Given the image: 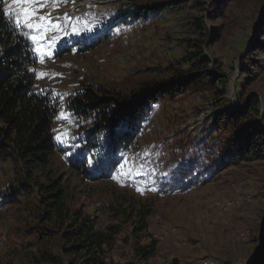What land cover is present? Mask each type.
I'll return each instance as SVG.
<instances>
[{
  "label": "trees",
  "instance_id": "obj_1",
  "mask_svg": "<svg viewBox=\"0 0 264 264\" xmlns=\"http://www.w3.org/2000/svg\"><path fill=\"white\" fill-rule=\"evenodd\" d=\"M163 7L185 13L181 57L117 84L80 82L65 107L85 127L68 147L53 138L57 100L35 87L38 59L27 29L0 11V160L11 164V175L0 178V221L8 211L14 216L0 264H108L123 227L125 264H142L157 252L147 230L158 197L205 185L228 167L264 161V91L261 98L249 91L264 76V0H142L129 17ZM239 32L246 36L235 54L234 108L227 107L230 81L215 48ZM194 96L213 101L211 121L197 140L180 130L143 142L155 108L168 111V126L179 128L185 117L171 111ZM128 156L165 162L152 181L153 198L115 182ZM259 192L264 198V181ZM251 242L245 264H264L262 222Z\"/></svg>",
  "mask_w": 264,
  "mask_h": 264
},
{
  "label": "rangeland",
  "instance_id": "obj_2",
  "mask_svg": "<svg viewBox=\"0 0 264 264\" xmlns=\"http://www.w3.org/2000/svg\"><path fill=\"white\" fill-rule=\"evenodd\" d=\"M141 1L75 0L73 3L69 0L56 8L49 3L38 10L40 14L51 13L52 19L64 29L53 28L46 33L51 39H47L43 47L52 56L45 55L44 62L38 60L35 67L37 74H44L35 79L36 89L50 90L57 100L58 113L52 131L59 147L74 143L82 134L80 127H85L83 121L72 116L68 120L58 119L62 110L70 114L65 99L80 82L117 84L128 75H139L141 70L164 67L183 54L185 43L180 38L187 34L185 13L163 7L132 20L129 15ZM5 7L17 11L20 7L34 6L12 5L11 0H5ZM74 27L79 34H74ZM88 27L94 30L88 32L85 30ZM32 34L27 29V35ZM245 36L246 32L236 33L230 41L215 48L230 81L227 107L237 108L231 100L233 83L236 100L235 79L239 71L235 54ZM249 91L260 97L259 92L264 91V76L250 86ZM212 102L210 97L194 96L174 106L171 112L177 115L182 112L185 117L179 128L168 126V111L155 108L145 122L143 142L178 135L180 130L197 140L211 121ZM58 134L64 143L57 140ZM158 149L161 150V145ZM140 159L126 157L115 182L122 190L153 198L152 181L166 164L158 161L143 164ZM10 175L11 164L0 160V178ZM263 181L264 161L242 163L228 167L205 185L185 193L158 197L147 230L156 241L157 252L142 264H245L254 249L253 229L259 222L264 225V198L259 192ZM13 223L11 210L0 221V251L9 225ZM126 231L123 227L117 235L114 248L107 254L108 264H125L127 247L123 238Z\"/></svg>",
  "mask_w": 264,
  "mask_h": 264
},
{
  "label": "snow or ice",
  "instance_id": "obj_3",
  "mask_svg": "<svg viewBox=\"0 0 264 264\" xmlns=\"http://www.w3.org/2000/svg\"><path fill=\"white\" fill-rule=\"evenodd\" d=\"M69 0H11L12 5H33L34 7H20L17 11H9L7 7L0 9L4 13V15L15 18V23L19 26L23 23L24 27H26L30 33H34L29 35L28 38L33 42V51L37 54V59L40 63L44 62L45 55L48 58H51L52 53L48 52L44 47L43 44L46 42L47 39H51V37L46 36V33L53 28L64 30L61 28L59 24L56 23L55 20L52 19L51 13H39V9H44L47 7L49 3L52 4L53 8L58 7L61 3H68ZM74 3L75 0H72ZM5 0H0V4H4ZM67 16V13H65ZM69 19H71L69 17ZM88 32H92L94 29L92 27H88L85 29ZM74 34H79L74 27ZM43 73L38 74V78L43 76ZM60 96L59 93L56 94ZM60 99H63V96H60ZM58 119L68 120L71 119V115L65 113L63 110L61 111ZM64 135H67L65 133ZM57 140L61 143L65 141L61 139V135H57ZM123 168V165H121ZM132 169H129L131 172ZM139 174V173H138Z\"/></svg>",
  "mask_w": 264,
  "mask_h": 264
},
{
  "label": "water",
  "instance_id": "obj_4",
  "mask_svg": "<svg viewBox=\"0 0 264 264\" xmlns=\"http://www.w3.org/2000/svg\"><path fill=\"white\" fill-rule=\"evenodd\" d=\"M233 91H232V94H231V100L233 101V104L235 105V107H238V104H237V102H236V100H235V97H234V83H233Z\"/></svg>",
  "mask_w": 264,
  "mask_h": 264
}]
</instances>
